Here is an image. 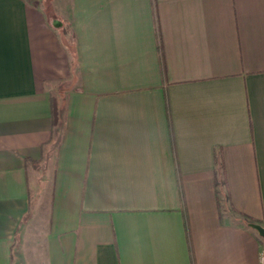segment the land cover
I'll return each mask as SVG.
<instances>
[{
  "label": "crops",
  "instance_id": "obj_1",
  "mask_svg": "<svg viewBox=\"0 0 264 264\" xmlns=\"http://www.w3.org/2000/svg\"><path fill=\"white\" fill-rule=\"evenodd\" d=\"M251 223L264 0H0V264H263Z\"/></svg>",
  "mask_w": 264,
  "mask_h": 264
},
{
  "label": "water",
  "instance_id": "obj_2",
  "mask_svg": "<svg viewBox=\"0 0 264 264\" xmlns=\"http://www.w3.org/2000/svg\"><path fill=\"white\" fill-rule=\"evenodd\" d=\"M250 227L256 230L264 240V226L261 224L251 223Z\"/></svg>",
  "mask_w": 264,
  "mask_h": 264
},
{
  "label": "trees",
  "instance_id": "obj_3",
  "mask_svg": "<svg viewBox=\"0 0 264 264\" xmlns=\"http://www.w3.org/2000/svg\"><path fill=\"white\" fill-rule=\"evenodd\" d=\"M54 119H57V108L55 107V103H54ZM247 219V221L249 220V222L251 221L249 218H246Z\"/></svg>",
  "mask_w": 264,
  "mask_h": 264
},
{
  "label": "rangeland",
  "instance_id": "obj_4",
  "mask_svg": "<svg viewBox=\"0 0 264 264\" xmlns=\"http://www.w3.org/2000/svg\"><path fill=\"white\" fill-rule=\"evenodd\" d=\"M39 225V232H42V230H43V224L42 223H40V224H38ZM36 227V226H35ZM263 239V238H262ZM29 242H31V240H29ZM29 247V246H28ZM29 248H31V247H29Z\"/></svg>",
  "mask_w": 264,
  "mask_h": 264
},
{
  "label": "built area",
  "instance_id": "obj_5",
  "mask_svg": "<svg viewBox=\"0 0 264 264\" xmlns=\"http://www.w3.org/2000/svg\"><path fill=\"white\" fill-rule=\"evenodd\" d=\"M262 262H263V264H264V257L262 258Z\"/></svg>",
  "mask_w": 264,
  "mask_h": 264
}]
</instances>
